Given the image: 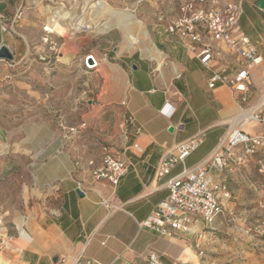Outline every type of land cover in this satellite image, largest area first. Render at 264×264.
<instances>
[{"label":"crops","instance_id":"crops-1","mask_svg":"<svg viewBox=\"0 0 264 264\" xmlns=\"http://www.w3.org/2000/svg\"><path fill=\"white\" fill-rule=\"evenodd\" d=\"M185 1L173 0L176 7L159 13L157 20L169 12L176 15ZM256 8L252 10L248 3L245 13L242 6V16L248 19V34L241 26L263 57L262 64L253 69L254 74L264 68V20L252 23L247 16L253 13L264 18V10ZM157 26L164 32L159 21ZM113 29L100 35L102 45L111 47L104 50L102 57L93 54L101 68L85 67L86 73H96L101 81L93 98L96 103L88 101V113L84 115L93 117L83 116L81 120H89L86 131L65 139L58 130L50 138L45 129L49 119L44 111L49 94L44 86L15 87L16 93L27 94L25 102L32 109H41L26 119L25 124L37 130H32L22 148L25 156L39 164L34 171L39 204L25 216H17L12 231L7 224L0 226V264H75L80 257L94 264H150L152 253L158 255L162 264H199L194 240L211 228L199 225L192 234L168 237L142 228L141 223L168 196L167 183L171 179L207 162L227 135L241 127L240 116L245 113L240 103L243 94L225 86L209 89L211 72L177 39L169 38L170 44L159 46L149 32L150 41L139 33L131 36L133 30L126 33L120 28L124 37L119 42ZM0 42L5 43L2 36ZM116 42L120 48L114 47ZM221 48L224 57L217 66L233 73L237 58L225 45ZM63 59L72 61L71 57ZM9 77L1 73L0 82ZM130 117L141 128L139 135L124 125ZM261 126L252 124L244 130L250 135L264 134ZM39 132L45 135L40 137ZM196 136H202V144L167 175L157 177L163 157ZM101 143L111 145L129 164L118 186L96 181L90 175L88 163L100 164ZM134 143L144 152L138 153ZM78 187L83 190V197L76 193ZM236 199L233 196L215 226L234 215L231 205H237ZM52 202H57V208L49 207ZM20 219H24L23 227L17 225ZM0 221L6 223L1 213ZM3 241L6 243L1 246Z\"/></svg>","mask_w":264,"mask_h":264},{"label":"rangeland","instance_id":"rangeland-1","mask_svg":"<svg viewBox=\"0 0 264 264\" xmlns=\"http://www.w3.org/2000/svg\"><path fill=\"white\" fill-rule=\"evenodd\" d=\"M230 2L221 0L223 5ZM176 3L173 0H0V38L6 43L0 42V47L7 46L15 56L13 61L0 60V74L10 76L0 82L3 84L0 88V213L6 219L1 226L7 224L12 231L17 216H25L39 204L34 173L39 164L25 156L22 148L32 130H37L26 125V119L41 109H32L25 102L27 94L16 93L15 87L44 86L49 94L44 111L49 119L45 129L50 138L58 130L64 136L63 124L68 128L86 124L82 130L86 131L89 120H81L88 113L87 102L96 103L93 98L101 81L96 73L85 72V59L95 53L102 57L104 50L111 47L102 45L101 33L114 28L112 34L122 42L120 28L126 33L133 30L131 36L139 33L148 41L149 32L159 46L170 44L167 39L172 37L157 26V17L164 10L175 8ZM248 3L252 10H258L253 1ZM248 3L243 5L245 13ZM174 15L175 12H169L163 16ZM247 16L252 23L264 20L263 16L253 13ZM246 21L242 16L240 26L248 34ZM2 24L8 29L6 33L1 29ZM117 43L114 47L120 48ZM63 57L67 60L71 57L72 61L66 62ZM263 96L264 68L253 73L247 99L240 100L243 112L257 106ZM254 114L264 119V106ZM91 115L84 117L88 119ZM252 124L255 123L252 121L249 125ZM261 127L264 128V123ZM42 135L45 133L39 132ZM254 161L249 158L246 164L228 163V171L223 174L238 203L231 205L234 215L221 224H214V229L203 230V238L195 237L194 251L199 264H264V174L258 172ZM212 175L218 182L224 179L220 172ZM52 204L49 207L57 208V202ZM24 224V219L17 222L18 227ZM198 240H201L200 248Z\"/></svg>","mask_w":264,"mask_h":264},{"label":"built area","instance_id":"built-area-1","mask_svg":"<svg viewBox=\"0 0 264 264\" xmlns=\"http://www.w3.org/2000/svg\"><path fill=\"white\" fill-rule=\"evenodd\" d=\"M249 1L255 0H241L225 5L221 4V0H186L176 15L158 19L164 33L177 39L189 54L211 72L208 79L209 89L225 86L232 92L243 94L244 102L253 85V69L263 62V57L240 26L242 6ZM1 29L5 33L8 31L3 24ZM221 45H225L237 58L233 73H228L226 67L217 66L224 57ZM90 59L93 60L92 66L89 64ZM85 63L91 69L99 66L92 55L86 57ZM123 106L127 104L123 103ZM250 121H254L256 125L264 123L260 114H254ZM246 122L243 120L241 127L233 129L227 135L218 151L207 162L167 183L168 196L155 207L148 219L141 223L142 228L153 229L168 237L192 234L194 227L199 225L212 228L233 199L232 189L223 174L228 171V163L231 161L241 165L253 158L258 172L264 174V134H248L244 130ZM124 125L131 126L135 134L141 133V128L136 125L133 117L125 120ZM62 127L65 131L64 137L69 138L85 130L86 124L77 128H68L63 124ZM202 142V136H196L169 151L160 162L157 177H164L178 163L184 162ZM133 147L138 153L144 152L137 143H134ZM100 150V164L97 165L94 161L88 163L90 175L96 181H107L113 186H118L126 176L129 164L109 144L101 143ZM77 166H80V162H77ZM214 172H220L224 179L220 180L221 182L214 180ZM1 224L2 221L0 226ZM201 235L200 233L198 238H202ZM6 242L3 241L1 246ZM200 242L201 240L197 242L198 248ZM149 262L162 264L155 253L149 255ZM75 264L94 263L80 257Z\"/></svg>","mask_w":264,"mask_h":264},{"label":"water","instance_id":"water-1","mask_svg":"<svg viewBox=\"0 0 264 264\" xmlns=\"http://www.w3.org/2000/svg\"><path fill=\"white\" fill-rule=\"evenodd\" d=\"M256 6L260 9V10H264V0H258L256 2ZM15 58L13 52L10 50V48H8L5 45H2L0 47V60H7V61H13ZM90 66L93 65V60L90 59L89 61ZM76 193L80 196L83 197L84 196V192L81 189H77Z\"/></svg>","mask_w":264,"mask_h":264},{"label":"bare ground","instance_id":"bare-ground-1","mask_svg":"<svg viewBox=\"0 0 264 264\" xmlns=\"http://www.w3.org/2000/svg\"><path fill=\"white\" fill-rule=\"evenodd\" d=\"M264 106V96L262 97V99H261V101L258 103V105L257 106H255V107H253L251 110H249V111H244L243 113L244 114H242L241 116H240V121L242 120H246L247 122V124L246 125H249L252 121H250V120H252L253 119V117H254V112H256L257 110H260L262 107ZM254 122V121H253Z\"/></svg>","mask_w":264,"mask_h":264}]
</instances>
